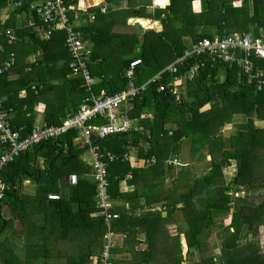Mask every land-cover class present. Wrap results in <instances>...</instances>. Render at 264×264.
Segmentation results:
<instances>
[{
    "label": "trees",
    "instance_id": "obj_1",
    "mask_svg": "<svg viewBox=\"0 0 264 264\" xmlns=\"http://www.w3.org/2000/svg\"><path fill=\"white\" fill-rule=\"evenodd\" d=\"M33 1L0 21V67L5 68L14 55V63L0 74L1 96L9 116V110L16 112L10 122L14 130L21 129V139L34 126L35 103L46 101V96L56 98L46 102L44 125L58 126L90 95L81 75L70 67L65 31H50L43 39L39 14L28 9ZM125 1L123 13L134 17L133 4L139 0ZM8 6L0 0V9ZM146 15L141 11L138 17ZM148 16L160 19L161 32L115 34L106 25L108 15H100L99 8L86 9L73 22L83 42L93 46L86 57L95 80L92 94L125 91L130 81L125 72L133 59L141 61L132 78L139 87L183 58L198 40L264 33V0H169L164 9ZM28 20H33L30 27ZM6 30L17 36L12 45L3 37ZM134 49L139 52L132 55ZM197 65V73L188 80ZM256 65L264 74V62L256 60ZM172 67L120 107V114L136 121L140 131L103 139L92 135L106 164L109 212L117 215L109 227L96 205L92 167L81 159L89 149L78 130L31 145L1 166L0 264H103L108 233L124 238L121 248L109 247L108 264H264L257 243L258 229L264 227V125H259L264 123V84L257 90L256 82L248 81L237 66L213 63L206 54L187 56ZM176 80L180 82L175 84ZM161 86L164 91L158 92ZM104 122L97 117L87 126L94 132ZM131 149L139 159L154 157L155 164L136 167L106 157V153L121 157ZM9 151L0 146V157ZM178 156L181 164L166 165ZM231 167L234 174L229 180L224 171ZM70 175L77 176L75 185L68 183ZM126 175L134 186L131 192L119 188ZM26 181L35 186L33 194L24 191ZM236 192L241 196L233 199L229 193ZM49 194L60 198L49 200ZM170 224L176 226L175 236L166 230ZM212 235L218 253L208 242ZM248 235L253 240L241 246L239 241Z\"/></svg>",
    "mask_w": 264,
    "mask_h": 264
},
{
    "label": "built area",
    "instance_id": "obj_2",
    "mask_svg": "<svg viewBox=\"0 0 264 264\" xmlns=\"http://www.w3.org/2000/svg\"><path fill=\"white\" fill-rule=\"evenodd\" d=\"M8 2L7 8L0 9V16L7 19L14 9H17L28 0H4ZM68 4V2H70ZM84 0H77L75 3L73 0H34L28 4L29 10H35L39 14V18L42 21V26L39 29L42 38L48 39L49 32L64 30L65 39L64 47L69 52L72 63L70 65L73 74L81 75L83 79V87L90 92L89 98L84 100L77 112L65 119L61 125L58 126H35L32 128L29 135L21 139L19 130H14L10 123L9 112L4 109L3 97L1 96L0 89V146H6L10 149L0 157V168L5 163L11 161L20 152L25 151L29 146L38 144L39 142L55 139L59 136L66 134L70 130H78L80 132V138L85 144L92 157V175L91 179L96 184V205L101 209V215L104 216L105 222L109 227L110 219L117 218V215L110 214L112 203L109 200L107 193L108 182L106 179V164L102 162L97 154L96 147L92 144V135H95L98 139H103L108 136H113L125 132H137L140 131L136 121L127 119L120 114V107L129 97H134L139 91L144 90L147 87L146 82L139 87H135L132 78L135 76V69L141 64L139 59L132 60L125 72V76L130 80L128 88L125 91L107 95L104 90H100L98 95L91 93V87L94 85L95 80L90 76L88 68L86 67V57L90 55L91 49L85 44L81 38L80 31L75 28L73 22L79 21L81 13L86 12V7L83 5ZM100 13H105L107 10L106 4H99L97 6ZM90 20L94 19L93 15L89 16ZM27 27L33 25V20L26 22ZM7 44L12 45L16 42L17 36L11 30H6L3 35ZM1 50V45H0ZM206 54L210 57L213 63H224L228 66H237L242 74L248 79V81H255L257 90H260L264 84L262 77L264 76L261 70H256V60H262L264 62V33L261 31L259 35H253L252 33H243L238 35H226L222 38L214 37L213 39L203 38L194 43L191 50L187 51L183 58L190 55ZM183 58L178 59L176 62L181 61ZM172 63L167 69L173 70ZM14 63V55L10 54V61L6 63L5 68L0 67V74L9 68ZM199 65L192 68L188 73V80H191L197 73ZM180 82L175 81V84ZM164 91L161 86L158 88V92ZM176 89H172L175 92ZM102 118L104 123L94 128V132L89 129L87 123L95 118ZM136 151L131 149L130 152L123 154L121 157L106 153V157L109 162L121 159L122 161H137ZM144 165H154L155 158L142 160ZM178 158H173L166 162V165L176 167L179 165ZM68 183L75 185L77 182L76 175H70L68 177ZM4 185L0 182V198L2 196V189ZM233 199L241 196L238 192L229 193ZM49 200H58L60 195L49 194L47 196ZM112 235L108 233L107 238ZM109 245L105 247L103 264L107 263Z\"/></svg>",
    "mask_w": 264,
    "mask_h": 264
},
{
    "label": "crops",
    "instance_id": "obj_3",
    "mask_svg": "<svg viewBox=\"0 0 264 264\" xmlns=\"http://www.w3.org/2000/svg\"><path fill=\"white\" fill-rule=\"evenodd\" d=\"M118 2H119V4L114 2L113 7H111V5L108 4L106 0H84L83 5L86 7L95 8V10H97V6L99 4H107V7H108L107 12L104 14L100 13V15H106V14L108 15L109 18H107L106 25L107 26L111 25L109 28L112 29V32L124 34L125 31H128L129 34H135L136 33L137 35L141 36L148 30H153L154 32H157V33L162 31L163 25H162V22L160 21V19H153V18H149V16L148 17H146V16L147 15H153L156 12V10L164 9L169 4V0H139L137 3L133 4V6L136 8L134 11V15H135L134 17L127 15L126 13H123L125 10L124 8H126L128 5L125 0H118ZM133 2H134V0H133ZM141 11H143L147 15L145 17H138V15ZM7 19L0 16L1 23H4ZM176 26L178 27L179 25L176 24ZM183 41L185 42L186 45L190 44L189 39L184 38ZM89 45H90V48L92 50V47H93L92 44L89 43L88 46ZM190 46H191V44H190ZM134 50H135V52L132 55H135L139 52L138 49H134ZM132 55H131V57H132ZM33 60H34L33 57L29 58V62L33 61ZM133 60H135V59H133ZM170 65H167L162 71H160L158 74H156L149 81L157 78L159 76V74H161L164 70H166ZM22 95H23V93L20 94V96H22ZM58 95H59V93L57 91L55 96L58 98ZM52 97L53 96H51V97L46 96L45 97L46 101L42 100V101H39V102L34 104L33 113L35 116V120H34V126L33 127L45 126L44 125V115H45V109H46V102L48 100L53 101L54 99H52ZM56 100L57 99L55 98L54 101H56ZM9 111H10V117H13L16 114V112H12V110H9ZM9 120H10V118H9ZM19 130H21V129H19ZM143 145H145V148H147L146 144H143ZM134 151H136V150L134 149ZM88 153L90 154L89 151H88ZM82 156H81V159H83ZM136 157H137V154H136ZM130 162L133 166H136V167L142 166V159H139L138 157H137V161H130ZM179 162L181 164V161H179ZM89 164L92 165V163H89ZM176 172H177V170L174 169V173H176ZM129 179H130V175H126L125 179L119 183V188L122 192L133 191L134 186H131L127 183L129 181ZM166 184L171 190V186H172L171 180L168 179L166 181ZM24 186H26V189H25L26 193L33 194L35 192V186L30 184L28 181L24 182ZM155 209L160 210L159 207H155ZM166 230L170 236H175L177 234V230H176L175 225H171V224L167 225ZM123 239L124 238L121 235H113L112 234V235H110L109 238H107V244L106 245H109V247L112 246V247H116V248H121L123 245ZM179 242H180V247H181V255L183 256V258H185L186 253H187V249H186L185 241H184V238L182 235L179 236ZM142 248H144V245L140 242L139 249H142ZM214 252H215V250H214ZM182 264H186V263L183 262Z\"/></svg>",
    "mask_w": 264,
    "mask_h": 264
},
{
    "label": "rangeland",
    "instance_id": "obj_4",
    "mask_svg": "<svg viewBox=\"0 0 264 264\" xmlns=\"http://www.w3.org/2000/svg\"><path fill=\"white\" fill-rule=\"evenodd\" d=\"M111 7H113V3H111ZM115 34H117V33L115 32ZM124 34L126 36L130 35L128 31H125ZM119 35H122V33H120ZM137 36H140V35H137ZM134 52H135V50L133 51V53ZM182 95L184 96L183 92H182ZM259 125H264V123L259 124ZM227 131L228 130H225V132H223V133L226 135L228 133ZM187 144H188L187 141L183 143V148H182L183 150L187 149ZM82 158L84 159L85 162L92 163V158H91V155L88 153V151L83 154ZM224 172L226 174V177L229 178V180H231V178H232V176L234 174V167H231L230 169H227ZM25 189H26V186H24V191H25ZM214 239H215V236L212 235L211 238L208 240V242L210 243L211 248L213 250H215V253H218V249L216 247V243H215ZM13 240L14 239H12V241ZM251 240H253L252 236L248 235V237H246V239L244 241H239V242H240V245L242 246V245H245L248 241H251ZM257 243H258V246H259V249L261 250V252H264V227H262V226L259 227V229H258Z\"/></svg>",
    "mask_w": 264,
    "mask_h": 264
},
{
    "label": "water",
    "instance_id": "obj_5",
    "mask_svg": "<svg viewBox=\"0 0 264 264\" xmlns=\"http://www.w3.org/2000/svg\"><path fill=\"white\" fill-rule=\"evenodd\" d=\"M137 75V69H135V76ZM145 147V145H143ZM178 160L181 161L180 156H178ZM180 163V162H179Z\"/></svg>",
    "mask_w": 264,
    "mask_h": 264
}]
</instances>
